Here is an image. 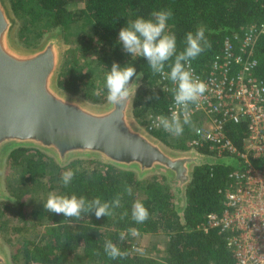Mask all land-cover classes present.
<instances>
[{"label": "trees", "instance_id": "1", "mask_svg": "<svg viewBox=\"0 0 264 264\" xmlns=\"http://www.w3.org/2000/svg\"><path fill=\"white\" fill-rule=\"evenodd\" d=\"M79 1L83 2V7L70 9L72 3ZM8 3L21 25L20 35L27 26L40 30L42 25L47 24L50 29L59 30L64 37L72 23L81 18L89 20L92 32L80 40L77 46L80 54H93L94 65L104 72L116 61L121 65L133 63L138 73H144L132 101V116L139 124H145V114H165L171 94L164 91L158 74H152L145 58L135 55L131 57L123 50L118 41V32L126 21L136 16L149 18L153 11L171 9L173 15L166 31L175 33L178 50H183L185 33L194 32L198 26H203L211 47L205 48L192 61L198 70L208 69L214 56L221 52L224 39L231 33L241 27L264 22V0H8ZM253 54L257 61L255 74L264 80V33L256 39ZM165 71H168L167 67ZM57 85L70 94L92 102H99L101 99L84 87L89 85L85 81L81 65L61 66ZM225 131L237 150H241L242 138L246 134L245 122L228 123ZM183 133L188 139L190 134L186 127ZM169 134L163 131L153 132L155 137L165 141L168 146L186 150L184 142L176 146L166 142L165 136ZM199 151L212 153L207 148H200ZM237 162L238 157L230 155L218 164L195 165L180 216L175 206V195L162 173L139 178L133 170L118 168L91 158H77L61 167L35 148H15L5 160L6 183L11 182V175L17 169L18 172L14 175L23 183L34 184L45 179L53 186V192L75 193L87 199L99 197L108 201L119 196L120 204L113 209L111 215L101 216L99 219L94 212L82 213L76 218L64 217L62 213L46 209L43 231L35 239H23L11 253L12 262L234 264L223 235L217 229L202 231L198 226L204 222L206 214L222 212L224 206L221 191L230 182L229 173ZM69 168L74 170L75 175L72 183L65 187L60 177ZM128 186L132 189L131 194L125 191ZM15 197L14 202L0 200V218L3 214L1 211L17 216L24 214V200L21 196ZM135 200L142 201L149 212L147 220L140 224L131 217ZM130 227L138 229V234H166L167 262L134 252L130 242L131 234L127 231ZM121 232L124 233V239L120 238ZM106 240H111L125 255L116 259L106 256L103 247Z\"/></svg>", "mask_w": 264, "mask_h": 264}, {"label": "water", "instance_id": "2", "mask_svg": "<svg viewBox=\"0 0 264 264\" xmlns=\"http://www.w3.org/2000/svg\"><path fill=\"white\" fill-rule=\"evenodd\" d=\"M16 26L8 0H0V200L12 201L3 186L7 156L27 147L49 154L60 166L91 158L133 170L139 178L162 173L181 216L193 167L218 164L225 157L172 150L136 124L132 101L141 77L133 78L131 92L120 105L108 100L91 104L64 91L57 85L64 49L61 32L50 30L34 47H23L15 41ZM85 141L92 146L86 147ZM0 264H12L1 242Z\"/></svg>", "mask_w": 264, "mask_h": 264}, {"label": "built area", "instance_id": "3", "mask_svg": "<svg viewBox=\"0 0 264 264\" xmlns=\"http://www.w3.org/2000/svg\"><path fill=\"white\" fill-rule=\"evenodd\" d=\"M262 33L264 22L241 27L224 39L221 52L208 69L198 70L191 64L194 75L206 84V91L189 106L191 122L184 125L190 134L186 150L207 148L216 157H238L229 173L230 182L221 191L222 212L206 214L198 228L217 229L234 264H264V80L255 74L253 54ZM158 80L171 97L165 114L146 116L143 128L152 135L154 131L165 132L158 126V115L170 116L173 110L180 113L173 100L175 86L160 74ZM241 121L246 124V134L241 150H237L225 126Z\"/></svg>", "mask_w": 264, "mask_h": 264}, {"label": "clouds", "instance_id": "4", "mask_svg": "<svg viewBox=\"0 0 264 264\" xmlns=\"http://www.w3.org/2000/svg\"><path fill=\"white\" fill-rule=\"evenodd\" d=\"M173 13L171 9H160L153 11L149 18L136 16L126 21L118 32V41L123 50L132 56L145 58L152 74H160L168 79L175 86L172 89L173 100L180 108V113L173 110L170 116L158 115L156 121L158 126L175 136L184 131V125L190 124V105H194L206 91V84L194 75L191 67L195 60L207 47H211L205 35V28L198 26L196 30L188 31L184 37L183 50L177 48V37L175 33L166 31L169 20ZM167 67L168 71L165 72ZM144 73L137 72L133 63L123 65L114 61L104 77L106 99L114 104H122L131 92L130 80L138 81ZM137 85V83H136ZM158 99V97H157ZM86 147L91 143L85 141ZM75 172L73 169H66L62 172L60 181L67 187L72 183ZM131 194L130 186L125 188ZM120 204L119 196L111 201L102 200L99 197L87 199L85 196H77L75 193L48 192L47 198L43 201V208L49 212L62 213L64 217L79 218L82 213H93L97 219L101 216H109L114 208ZM149 212L140 200H135L131 208V217L137 223L147 220ZM131 235H138V229L130 227L127 230ZM124 239V233H120ZM105 255L111 259L125 255L111 240L104 243Z\"/></svg>", "mask_w": 264, "mask_h": 264}, {"label": "rangeland", "instance_id": "5", "mask_svg": "<svg viewBox=\"0 0 264 264\" xmlns=\"http://www.w3.org/2000/svg\"><path fill=\"white\" fill-rule=\"evenodd\" d=\"M69 7L70 9L81 8L83 7V2L82 1L76 3L74 2ZM20 26L21 25L17 19V26L14 37L16 43H18L23 47H34L35 45L41 42L44 35L48 31L53 30L50 29L47 26V24L42 25L40 27L41 28L40 30H34L31 27L27 26V28H25L20 35L19 34V31L21 30ZM43 29L45 30L41 32ZM91 32H92V24L89 20L87 19L85 20L84 18H81V20L72 23L67 28L66 35L62 37V43L64 49L62 51V59L59 68H61V66L65 64L81 65L85 72V81H87L89 85V86L85 85L84 87L90 90V92L93 95H98L99 97H101L99 102H92L84 98L85 101L91 104H103L107 101L106 99L107 92L104 87L105 72L94 65L93 54H80L77 50V46L79 45V42L82 39V37L90 35ZM145 115H143V118L146 119ZM135 122L138 125L144 126V124L137 123L136 120ZM185 136L186 135L184 133H182L179 136L169 134L165 136V139L166 142H168L169 144L176 146L182 142L185 143L187 141ZM161 142L162 143L164 142L163 144L169 147L170 149L177 150L176 147L168 146L165 143V141H161ZM45 154L51 157L52 160L55 163H57L52 156H50L47 153ZM71 161H69V163ZM17 172L18 170L15 169L11 175L12 178L11 182L6 183L5 182L6 170L4 164L3 186L5 188V191L12 198L11 202L15 201L16 198L15 195L18 197L21 196L22 199L24 200V211H25L24 214L20 213L18 214V216L14 215V213L9 214L8 211H1L3 214L2 217L0 218V227H1L0 242L6 247L7 251L9 252L10 259L13 249L19 247L23 239H35L43 231L44 223L46 221L45 220L46 209L43 208V201L46 200L48 192L54 191L53 186H50L51 183L47 182L45 179L38 180L34 184H26L23 183L22 181H19L18 178H16V176L14 175ZM130 242L132 244L134 252L141 255H147L159 259L163 262H167L168 257L166 254V246L168 243V236L166 234L145 233V234H138L136 236L130 235Z\"/></svg>", "mask_w": 264, "mask_h": 264}]
</instances>
